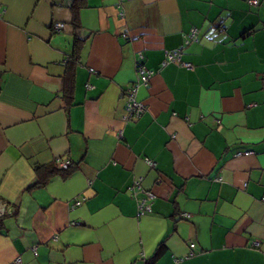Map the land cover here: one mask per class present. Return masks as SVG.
Listing matches in <instances>:
<instances>
[{"label":"crops","instance_id":"obj_1","mask_svg":"<svg viewBox=\"0 0 264 264\" xmlns=\"http://www.w3.org/2000/svg\"><path fill=\"white\" fill-rule=\"evenodd\" d=\"M247 1L0 0V264H264V0ZM181 47L193 68L162 66ZM138 63L145 110L124 121ZM54 161L71 173L36 186Z\"/></svg>","mask_w":264,"mask_h":264},{"label":"built area","instance_id":"obj_2","mask_svg":"<svg viewBox=\"0 0 264 264\" xmlns=\"http://www.w3.org/2000/svg\"><path fill=\"white\" fill-rule=\"evenodd\" d=\"M248 3L250 5L256 6L258 4V0H249ZM62 27H63L62 24H56L54 25V30H59ZM123 36L125 37V35ZM197 40H198V31L197 29L192 28L190 32L185 36L183 46H187L190 43L196 42ZM181 54H182V47L174 51L165 52V59L162 63V66H164L167 63H174L175 65L181 66L185 69H192L193 68L192 65L181 61ZM139 59H141V55H139ZM136 75H137L136 82L123 93V99L125 102V116L123 117L124 121H129L139 118L145 110L144 105L136 100V91H137V86L139 85L146 86L148 84L152 72L147 70L142 64L138 63L136 68ZM250 154L252 153L238 152L235 154V157L248 156ZM145 163L151 169H153L155 166L154 163L148 159H145ZM68 165L69 162L59 163V166L62 169H66ZM129 190H130V197L136 201L139 215H142L146 212H150V206L148 203L149 201H152L154 199L153 193L143 189L140 180L135 181ZM139 194H141L142 197L138 198L137 195ZM4 215H5L4 208H0V219ZM32 251L34 255L37 254L36 248H32Z\"/></svg>","mask_w":264,"mask_h":264},{"label":"trees","instance_id":"obj_3","mask_svg":"<svg viewBox=\"0 0 264 264\" xmlns=\"http://www.w3.org/2000/svg\"><path fill=\"white\" fill-rule=\"evenodd\" d=\"M249 6L252 7L253 5L249 4ZM257 6H259V0H258V4L256 6H253V7H257ZM75 8L78 9V5L76 4V2L73 4V9H75ZM72 25H73V28H75V29L78 28V19H77V12L76 11L75 12L73 11ZM79 43H80V39L78 37H76V35H75L74 45H73V55H72V58L70 59L72 61L73 65H74L75 60H77V58H78V52L80 50L79 49V47H80ZM67 93H69V92H67ZM68 97H70V94H68ZM69 101H70V98H68L67 102L69 103ZM70 104H71V101L68 105H70ZM71 166L72 165L69 164L66 169H62L59 166V163H57V161H54L51 164L36 167L35 172L37 175V183L35 185L36 186L44 185L46 183V181L48 180V178L53 176V175H61L65 178L66 176L69 175V173H71V171H72ZM2 218L0 219V221L2 220ZM162 247H163V245L160 244L159 247L157 248L156 252H155V256H158V254H160L162 252Z\"/></svg>","mask_w":264,"mask_h":264}]
</instances>
